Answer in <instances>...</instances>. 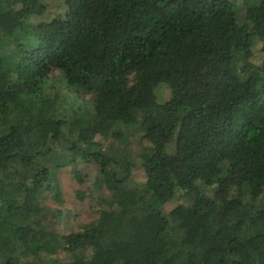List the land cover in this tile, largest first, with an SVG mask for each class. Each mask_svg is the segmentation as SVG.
<instances>
[{"label":"trees","instance_id":"16d2710c","mask_svg":"<svg viewBox=\"0 0 264 264\" xmlns=\"http://www.w3.org/2000/svg\"><path fill=\"white\" fill-rule=\"evenodd\" d=\"M52 1L0 0V264H264V0Z\"/></svg>","mask_w":264,"mask_h":264},{"label":"rangeland","instance_id":"374dc122","mask_svg":"<svg viewBox=\"0 0 264 264\" xmlns=\"http://www.w3.org/2000/svg\"><path fill=\"white\" fill-rule=\"evenodd\" d=\"M236 1V0H235ZM238 2V20L240 22L246 21V9L244 6V0H237ZM62 9V2L60 0L52 1L49 4V13L50 12H59ZM250 27H253V24H250ZM175 85H181L180 81L173 83L172 87H167L165 85H161L159 90L161 93L163 92L162 101L169 100L171 97L172 89L175 91ZM172 88V89H171ZM87 96H82L80 98L82 101L87 99ZM156 99V96L153 97V100ZM149 105L152 107L150 108ZM170 112H168L165 108L159 107L157 102L150 101L148 104L147 109L144 113V117L142 118L145 124L154 123L157 124L158 128H163V124L169 118ZM144 136V133H137V135L133 136L131 139L133 151L137 153L138 151V144L141 140L140 138ZM152 138L156 142H161V138L157 135V133L152 135ZM86 174V171L90 170L92 174L95 172L93 168L90 167H78ZM133 179L136 181H142L143 175L142 172L134 169L133 172ZM59 180L62 187V195H63V204L61 206H57L52 200H49V205L51 208L59 207L61 210L66 211V215L61 219L52 229H50L49 233H51L48 237V241L51 243L48 247H51L53 244V239L55 234L59 235H66L72 232L80 231V225L83 223L90 222L94 220L97 216L95 215L94 211H92V207L95 204V196L94 197V204L91 201V198L85 199L82 201L80 196L85 194L90 187V182H86L85 184H79L77 180L74 179L72 175V168L68 167L64 171L59 174ZM135 181V182H136ZM106 193V192H105ZM152 224V222H149ZM56 236V235H55ZM142 264H156L155 259L152 257H145L143 259Z\"/></svg>","mask_w":264,"mask_h":264}]
</instances>
